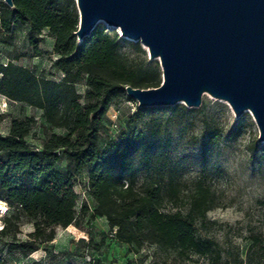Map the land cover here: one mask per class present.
Wrapping results in <instances>:
<instances>
[{
    "label": "trees",
    "instance_id": "16d2710c",
    "mask_svg": "<svg viewBox=\"0 0 264 264\" xmlns=\"http://www.w3.org/2000/svg\"><path fill=\"white\" fill-rule=\"evenodd\" d=\"M12 3L9 8L0 2V33L9 34L16 24L26 25L33 58L43 55L39 44L46 30L53 40V66L62 78L52 81L12 62L0 64V95L41 111L44 124L63 134L50 133L40 148H32L25 138L35 120L24 118L13 119L9 133L0 135V190L11 209L2 219L0 236L11 235L15 242L11 249L27 257L38 246L53 241L57 229L78 228L73 187L77 177L86 172L85 190L95 204L92 215L106 220L117 242L136 249L151 245L180 260L207 257L218 264L221 255L215 242L196 231L207 213L220 206L219 198L203 177L187 184L180 181L167 155L168 145L160 144L159 130L146 134L120 131L103 145L99 143L111 103L124 98L127 86L159 87L158 65L133 64L121 51L120 43L126 42L100 25L78 43L79 15L74 0ZM127 45L145 54L137 43ZM82 82L86 87L83 96L76 91ZM241 129L242 124L234 138ZM206 135L212 143L218 142L215 127L208 126ZM251 149L255 151V145ZM61 157L67 160L64 169L57 167ZM179 202L185 203L184 212L163 210L167 203ZM81 209L83 215L85 204ZM23 220L33 231L28 240L17 242ZM253 245L264 258L263 242L254 237Z\"/></svg>",
    "mask_w": 264,
    "mask_h": 264
},
{
    "label": "rangeland",
    "instance_id": "374dc122",
    "mask_svg": "<svg viewBox=\"0 0 264 264\" xmlns=\"http://www.w3.org/2000/svg\"><path fill=\"white\" fill-rule=\"evenodd\" d=\"M98 25L107 32H116L118 38L126 42L120 43L121 51L133 64H157L159 67V62L149 58L140 42L121 37L119 30L104 23ZM27 37L28 28L22 24L13 25L9 34L0 33V64L12 62L37 77L60 80L62 74L53 66L56 56L48 32H42L39 47L43 55L40 57L30 56ZM127 42L137 43L145 54L135 52ZM23 54L27 57H22ZM85 90L83 82L76 85V91L82 96ZM139 109L136 101L127 95L113 101L104 116L99 143L103 145L120 131L133 130L146 134L159 130L160 144L168 145L167 155L180 181L187 184L203 177L219 198L220 206L207 213L206 220L197 225L196 231L200 237L215 242L221 255L218 264H264L261 251L253 245L254 237L264 244V142L257 141L259 133L251 113L236 117L224 101L207 94L202 96L197 109H189L184 103L154 107L153 110ZM24 118L35 120L25 138L32 148H40L50 133L63 134L62 130L51 129L44 124L41 111L0 95L1 136L9 133L13 119ZM241 124V133L234 138L233 134ZM208 126L215 127L219 132L216 144L209 141L206 135ZM254 145L255 151H252ZM66 165V158L61 157L57 167L64 169ZM85 181L86 172L77 177L73 187L77 195L78 228L57 229L53 241L38 246L37 253L27 257L11 249L15 244L11 235L0 236V264H212L207 257L191 256L180 260L151 245L136 249L117 242L106 220L92 215L95 204L85 192ZM84 204L87 211L81 215ZM0 206L6 209L0 213L1 229L2 219L11 212L1 190ZM163 210L184 212L186 208L182 202L177 205L167 203ZM32 231L31 224L21 221L16 241L28 240L27 236Z\"/></svg>",
    "mask_w": 264,
    "mask_h": 264
},
{
    "label": "water",
    "instance_id": "95a60500",
    "mask_svg": "<svg viewBox=\"0 0 264 264\" xmlns=\"http://www.w3.org/2000/svg\"><path fill=\"white\" fill-rule=\"evenodd\" d=\"M74 1L78 43L104 23L159 62V87H125L138 108L197 109L207 94L236 117L250 112L264 142V0Z\"/></svg>",
    "mask_w": 264,
    "mask_h": 264
},
{
    "label": "bare ground",
    "instance_id": "6f19581e",
    "mask_svg": "<svg viewBox=\"0 0 264 264\" xmlns=\"http://www.w3.org/2000/svg\"><path fill=\"white\" fill-rule=\"evenodd\" d=\"M6 211V209L2 206H0V213H4Z\"/></svg>",
    "mask_w": 264,
    "mask_h": 264
},
{
    "label": "crops",
    "instance_id": "0c3cea01",
    "mask_svg": "<svg viewBox=\"0 0 264 264\" xmlns=\"http://www.w3.org/2000/svg\"><path fill=\"white\" fill-rule=\"evenodd\" d=\"M52 44H53V42H52ZM35 253H37V251Z\"/></svg>",
    "mask_w": 264,
    "mask_h": 264
},
{
    "label": "built area",
    "instance_id": "2783aa9c",
    "mask_svg": "<svg viewBox=\"0 0 264 264\" xmlns=\"http://www.w3.org/2000/svg\"><path fill=\"white\" fill-rule=\"evenodd\" d=\"M85 192H87V190H85Z\"/></svg>",
    "mask_w": 264,
    "mask_h": 264
}]
</instances>
